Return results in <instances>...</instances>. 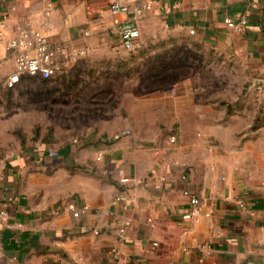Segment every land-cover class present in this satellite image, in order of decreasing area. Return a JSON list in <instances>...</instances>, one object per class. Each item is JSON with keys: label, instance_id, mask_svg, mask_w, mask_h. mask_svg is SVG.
<instances>
[{"label": "crops", "instance_id": "crops-1", "mask_svg": "<svg viewBox=\"0 0 264 264\" xmlns=\"http://www.w3.org/2000/svg\"><path fill=\"white\" fill-rule=\"evenodd\" d=\"M112 2L150 5L136 23L135 52L121 48L117 27L129 14L111 15ZM243 16L241 34L224 25ZM1 18L8 35L27 21L52 42L83 49L62 75L156 42L197 45L229 60L226 68L264 75V0H9ZM211 82L174 80L155 91L160 119L173 121L159 138L156 126L142 137L98 130L62 149H22L0 180V210L22 225L7 230L0 220V264H264V128L249 119L244 127L238 95L209 89L238 94V80ZM249 83L264 88V80ZM193 208L197 215L183 220ZM120 221L129 222L124 240Z\"/></svg>", "mask_w": 264, "mask_h": 264}, {"label": "rangeland", "instance_id": "rangeland-1", "mask_svg": "<svg viewBox=\"0 0 264 264\" xmlns=\"http://www.w3.org/2000/svg\"><path fill=\"white\" fill-rule=\"evenodd\" d=\"M125 54L88 60L52 81L22 77L11 89L5 87L4 81L13 71L12 61L0 63V177L11 159L33 144L58 143L62 149L71 145L72 139L81 136L88 139L98 130L142 137L151 126H156L151 131L157 132L154 135L159 138L173 121L160 119L165 112L154 102L155 91L174 80L222 83L238 80V94L234 87L223 88L218 84L210 85L209 89L217 91L216 94L218 90H227L232 97L238 95V115L244 127L249 119L251 128H264V88L246 87L250 81L264 80L263 74H252L239 67L235 72L225 67L231 63L229 60L223 65L221 56L197 45L156 42L134 55ZM138 98H143L141 103ZM227 106L231 108L234 104ZM94 139L92 142L96 144L109 141L101 136Z\"/></svg>", "mask_w": 264, "mask_h": 264}, {"label": "built area", "instance_id": "built-area-1", "mask_svg": "<svg viewBox=\"0 0 264 264\" xmlns=\"http://www.w3.org/2000/svg\"><path fill=\"white\" fill-rule=\"evenodd\" d=\"M9 0H0V8ZM135 2V0H133ZM150 5H138L134 3L132 7L122 5L118 2H112L108 5V11L111 15L129 14V17L117 27V33L120 45L126 52L132 53L139 48V31L136 23L139 21L142 13L149 10ZM246 18L240 17L233 21L226 19L224 25L227 29L236 34L244 32L246 26ZM84 36L88 33L84 32ZM85 51L81 48H72L66 44L54 43L46 35L42 34L31 23L25 21L21 25H17L12 34L6 33V25L4 18L0 19V63L5 60H11L13 71L7 74L4 84L8 89L16 86L22 77L38 78L43 81L56 79L67 71L71 65L83 56ZM170 143L175 142L174 137L169 138ZM1 180V177H0ZM125 182V180H122ZM187 196V193H183ZM123 196H117L113 202L123 201ZM189 204L195 207L198 204L196 198H190ZM236 205L244 209L245 205L242 201L236 200ZM84 209V208H83ZM81 211L72 212L74 218L78 217ZM197 215L195 208L182 215L183 220H190ZM0 220L6 221L5 228L7 230L20 229L22 225L18 222H9L8 214L0 210ZM129 227L128 221H120L116 224L117 237L124 240L126 231ZM114 252V250H113Z\"/></svg>", "mask_w": 264, "mask_h": 264}]
</instances>
